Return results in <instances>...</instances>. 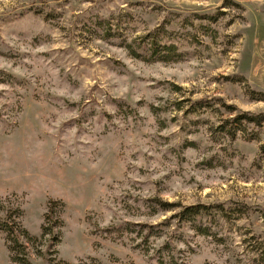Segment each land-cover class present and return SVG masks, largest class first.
Here are the masks:
<instances>
[{
  "label": "rangeland",
  "instance_id": "374dc122",
  "mask_svg": "<svg viewBox=\"0 0 264 264\" xmlns=\"http://www.w3.org/2000/svg\"><path fill=\"white\" fill-rule=\"evenodd\" d=\"M0 198L30 264H264V0H0Z\"/></svg>",
  "mask_w": 264,
  "mask_h": 264
},
{
  "label": "trees",
  "instance_id": "16d2710c",
  "mask_svg": "<svg viewBox=\"0 0 264 264\" xmlns=\"http://www.w3.org/2000/svg\"><path fill=\"white\" fill-rule=\"evenodd\" d=\"M185 22L186 24H190V26H194L193 20L190 18L185 19ZM166 24L171 25L169 21H165L163 25L156 27L148 35L138 40V51L133 49L132 52L135 58L143 59L145 58L146 54L151 53V60L155 61L171 62L179 59L181 53H179L177 44L174 43V39L172 36L173 30L172 32H169ZM9 201V198H7L6 200L0 198V204H7L9 203ZM152 203L157 204L160 210L163 212H169L173 208L182 206L177 203H168L158 200H152ZM219 207L221 208V217H225L227 214L226 210L223 206ZM212 209H214V207L205 205L184 207L181 211H176V214H174L169 219L164 221V223H161L158 226L168 225L172 220L175 219L177 220L178 224L183 225L194 223L195 220L201 221L202 219L210 215ZM23 214V209L18 205L15 206L14 211L12 210V207L6 208L4 206H0V230L7 234V244L9 245V250L11 252V259L16 264H30V260L28 258V247L23 242V239L31 238V236L29 232L22 229L19 224V221L22 218ZM139 226L142 228H149V231L152 232L151 227H149L148 225L140 224ZM50 230H53V228H51Z\"/></svg>",
  "mask_w": 264,
  "mask_h": 264
}]
</instances>
